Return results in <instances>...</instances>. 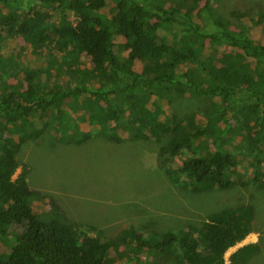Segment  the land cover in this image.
Listing matches in <instances>:
<instances>
[{"label": "trees", "instance_id": "trees-1", "mask_svg": "<svg viewBox=\"0 0 264 264\" xmlns=\"http://www.w3.org/2000/svg\"><path fill=\"white\" fill-rule=\"evenodd\" d=\"M114 1L116 8L110 5ZM206 1L192 18L152 0H0V38L22 37L35 50V44L41 47L51 42L48 57L54 61L49 67L59 78L71 75L74 85L67 81L47 87L32 75L26 91L17 94L13 90L0 96V264H109L114 259L112 254L119 255L129 243L137 256L149 252L150 264H226L227 253L252 233L254 208L248 205L214 213L201 228L189 226L179 234L169 231L148 239L131 228L104 241L74 225L41 219L32 202L42 194L30 188L25 169L14 178L20 168L17 154L22 146L39 141L47 130V125L34 129L31 122L35 118L42 121L47 115L61 120L62 105L77 104L71 99L87 93L92 82L99 87L90 93L91 99L106 106L92 113L90 119L100 123L102 130L114 131L111 141L120 142L117 133L128 131L129 140L165 142L158 152L159 166L175 183L194 193L237 186L228 178L230 172L234 179L233 174L239 173L235 156L216 142L212 155L198 156L195 149L223 122L235 101L254 102L251 107L255 114V107L264 104V44L252 39L250 27L239 25L233 30V22L213 9L214 0ZM57 9L68 14L58 25L52 21ZM104 10L113 11V15L107 19ZM233 17L243 19L237 14ZM262 25L264 11L255 22V26ZM120 37L125 42L117 44ZM209 41L213 49H209ZM221 47L239 49L242 54L227 57ZM71 52L75 54L66 70L58 56ZM118 52L126 56L121 58ZM84 54L89 57V67L81 70L80 57ZM137 64L143 66L141 73L133 70ZM177 99L213 101L207 125L195 124V111L186 112L182 118L173 114L161 119L165 115L162 103L171 107ZM149 104L154 108L147 116ZM254 121H244L248 133L255 134L263 125L261 120ZM15 134L19 135L17 140L9 136ZM89 139L88 134L78 141ZM185 152L188 156L175 166L172 161ZM238 177L242 178L240 173ZM259 177L257 173L253 181ZM14 228L22 231L17 238L9 234ZM8 240L11 245L5 248ZM10 249L5 260L1 251ZM258 251L256 244L246 245L231 256L230 262L246 264Z\"/></svg>", "mask_w": 264, "mask_h": 264}, {"label": "rangeland", "instance_id": "rangeland-1", "mask_svg": "<svg viewBox=\"0 0 264 264\" xmlns=\"http://www.w3.org/2000/svg\"><path fill=\"white\" fill-rule=\"evenodd\" d=\"M152 1L166 8H177L192 18H196V14L207 3L206 0ZM110 5L116 8L115 1ZM213 9L233 22V30H237L239 25L250 27L252 39L264 44V26H255L264 11V0H214ZM54 12L52 21L58 25L67 13H64V9ZM102 14L109 19L113 11L104 10ZM232 14L241 15L243 19L236 21L235 17L231 18ZM69 18L73 20L74 16L69 15ZM167 37L172 38L171 35ZM124 42L122 37L117 38V44ZM51 44L41 47L35 44V50L22 37L0 38V96L13 90L17 94L26 91L27 80L32 75H37L38 81L47 87L63 85L67 81L72 84L71 75L64 74L59 78L55 76L56 71L49 67V63L54 61V58L48 57V46ZM207 45L213 49L210 41ZM220 50L227 57L242 54L239 49L231 47H221ZM118 53L121 58L126 56L122 52ZM74 54L71 52L62 56L60 53L58 56L66 70ZM80 60V69H88L89 57L84 54ZM142 67V64H137L133 70L141 73ZM77 77L81 78L80 75ZM88 85L90 90L87 89V93L78 99H71V102L77 100V104L62 105L61 120L51 119L49 115L42 121H36L35 118L30 124L32 128L47 125V130L39 141L26 143L17 154L20 168L14 178L25 169L30 188L42 194V198H34L32 202L39 217L46 221L55 219L74 225L79 231L90 232L104 241L131 228L150 239L159 238L169 231L179 234L189 226L201 228L202 223L214 213L250 205L254 208L253 231L227 253L226 260L230 263L231 256L239 249L256 244L259 251L246 264H264V104L255 107V114L251 107L254 102L235 101L227 110L223 122L218 123L215 131H210L209 137L196 145L198 156L214 154L216 143L235 156L242 178L238 177L239 173L233 174L235 179L230 175L231 172L227 174L238 185L224 191L215 189L207 193H194L183 184L175 183L159 166L158 152L165 142L158 144L154 139L129 140L128 131H119L117 135L122 140L114 142L110 140L114 131L109 128L102 130L100 123L91 121L90 115L103 111L106 103L91 99L90 93L99 85L92 82ZM118 99L123 101L121 97ZM181 100L177 99L171 107L166 102L162 103L165 115L161 119L165 120L166 117L167 120L173 114L182 118L186 112L195 111V124L206 126L211 117L213 101ZM216 102L220 100L216 99ZM147 108L149 112L146 115L149 116L154 107L149 104ZM247 120H261L263 125L257 127L255 134L248 133L244 123ZM225 127L223 132L221 129ZM88 134V141H78ZM9 136L15 140L19 137L18 134ZM187 156L185 152L172 162L175 166L181 165ZM257 173L260 177L258 181H253ZM21 233L14 228L10 229L9 234L17 238ZM8 241L5 248L11 245V240ZM16 243L17 240L13 246ZM133 247L129 243L120 249L119 255L113 253L114 259L109 264H150L149 252L137 256ZM11 249L1 251L5 260L9 258Z\"/></svg>", "mask_w": 264, "mask_h": 264}, {"label": "clouds", "instance_id": "clouds-1", "mask_svg": "<svg viewBox=\"0 0 264 264\" xmlns=\"http://www.w3.org/2000/svg\"><path fill=\"white\" fill-rule=\"evenodd\" d=\"M226 263H227V260H226ZM230 264H231V262H230Z\"/></svg>", "mask_w": 264, "mask_h": 264}, {"label": "built area", "instance_id": "built-area-1", "mask_svg": "<svg viewBox=\"0 0 264 264\" xmlns=\"http://www.w3.org/2000/svg\"><path fill=\"white\" fill-rule=\"evenodd\" d=\"M226 264H230V263H226Z\"/></svg>", "mask_w": 264, "mask_h": 264}, {"label": "crops", "instance_id": "crops-1", "mask_svg": "<svg viewBox=\"0 0 264 264\" xmlns=\"http://www.w3.org/2000/svg\"><path fill=\"white\" fill-rule=\"evenodd\" d=\"M251 235V234H250Z\"/></svg>", "mask_w": 264, "mask_h": 264}]
</instances>
